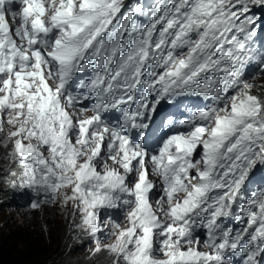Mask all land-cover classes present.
I'll list each match as a JSON object with an SVG mask.
<instances>
[{
  "label": "trees",
  "instance_id": "1",
  "mask_svg": "<svg viewBox=\"0 0 264 264\" xmlns=\"http://www.w3.org/2000/svg\"><path fill=\"white\" fill-rule=\"evenodd\" d=\"M33 216H39V214L35 213L33 214ZM44 216H46V220H48L47 223H50L49 225L51 226L50 236L46 234L43 220L40 217H38V219H34L33 217H31L30 220L32 221H29L28 225L21 224L19 226H16V224H12L10 225L11 227L0 226V264H79V262L72 259V250L74 249V247L73 245H71L72 235L68 231L66 222H63L62 220L59 223H56V217H54L50 212H45ZM31 222L33 224L35 222L34 225L36 227L31 224ZM69 248L72 249L70 250ZM24 254L26 255V257ZM32 258L35 260H33ZM86 264L99 263L95 261L93 263Z\"/></svg>",
  "mask_w": 264,
  "mask_h": 264
},
{
  "label": "rangeland",
  "instance_id": "2",
  "mask_svg": "<svg viewBox=\"0 0 264 264\" xmlns=\"http://www.w3.org/2000/svg\"><path fill=\"white\" fill-rule=\"evenodd\" d=\"M17 126L19 127V124ZM3 129H4L3 130V139H0V154L2 153L4 146L8 144L9 137H10L9 128L4 127ZM12 145H14V144H10V146H12ZM6 158L9 159L10 157L6 156ZM64 196H66V194H64L62 196V198L57 202V206H55L56 208L52 207V208L48 209V211H50L52 213V215L58 219L72 218V211L74 209V204L72 203V201H70V199L67 196L66 197H64ZM63 198H65V199H63ZM0 210H1L0 211V226H9V227H11L10 225H12V224H16V226H19L21 224V221H23L22 219H24L26 222L28 219V215L30 213L26 210L22 211L20 209L14 208V207L11 208V206L8 204L0 207ZM63 211H64V213H62ZM77 247H79V246H77ZM97 247L94 246V247H90L88 249V248L80 245L82 252L77 250V249L75 250V252H81L79 255H77L75 257L77 260L79 259L78 260L79 264H83V263L86 264L87 260H89L91 263H93L94 260L91 257H94L97 254L99 256L102 255L101 252H99L100 249H98L100 247H98V248ZM106 249L107 248L105 247V249L103 250V256L104 255L106 256V254L108 252ZM84 260H86V261H84Z\"/></svg>",
  "mask_w": 264,
  "mask_h": 264
},
{
  "label": "clouds",
  "instance_id": "3",
  "mask_svg": "<svg viewBox=\"0 0 264 264\" xmlns=\"http://www.w3.org/2000/svg\"><path fill=\"white\" fill-rule=\"evenodd\" d=\"M14 147H16V146L14 145ZM7 148L11 149L12 146H8ZM1 155L2 154H0V161L2 159ZM15 185H16V183L12 181V175L9 174L8 169H4L3 167L1 168V166H0V206L2 207L4 205L8 204L11 207L25 211L27 209V207L25 208V206L20 205L21 203L18 201L19 200L18 193H17L16 189L14 188ZM9 195H11V196H9ZM66 196H68V194H66ZM70 201H72V200H70ZM72 203H73V201H72ZM56 204L52 207H55ZM52 207H44V214H45V212H50V211H48V209H50ZM26 211H28V210H26ZM35 213L39 214V216H33V214H35ZM44 214L41 211H35L32 214L29 213L28 219L25 223H23V225H28L31 217H33L34 219H38V217H40L44 223ZM70 219H72V218H63V219L56 218L55 222L59 223L62 220H63V222H66V224L68 226V231H69V233H71L70 222H68ZM21 224H22V222H21ZM44 226H45L46 234L48 236H50L51 226L47 223V220H46V223H44ZM71 235H72L71 243H72L74 249H75V246H80V244L82 245V243L80 242V237L82 238V235L79 231H75L74 236H73V234H71ZM78 243H80V244H78ZM80 253L81 252H76V254L72 255V259L76 260L78 262V260L75 257L77 255H79ZM97 257L100 258V257H102V255L97 256ZM89 263H91V262L89 261Z\"/></svg>",
  "mask_w": 264,
  "mask_h": 264
},
{
  "label": "bare ground",
  "instance_id": "4",
  "mask_svg": "<svg viewBox=\"0 0 264 264\" xmlns=\"http://www.w3.org/2000/svg\"><path fill=\"white\" fill-rule=\"evenodd\" d=\"M238 2V1H237ZM239 13L240 14H242V12L241 11H239ZM261 31H264V26L263 25H255V26H253V27H251V28H249L248 29V31H247V33H255V32H261ZM18 125V124H17ZM4 130V129H3ZM8 137V136H7ZM6 138V137H5ZM5 141V140H4ZM7 156V155H6ZM23 168H25L26 167V165H28V159L27 158H25L24 159V161H21V164H20ZM12 178H14V175H12ZM14 194V193H13ZM12 194V195H13ZM11 196V195H10ZM64 197H66V196H64ZM63 199H65V198H63ZM66 202V201H65ZM70 202V201H69ZM62 203V202H61ZM67 203V202H66ZM69 204V203H68ZM74 204V203H73ZM56 206H57V204H56ZM61 206V205H60ZM62 207V206H61ZM67 207V206H66ZM12 208V207H11ZM54 208H56V207H54ZM58 210V209H57ZM62 213H64V211L62 212ZM71 213V212H70ZM61 215V214H60ZM47 216V215H46ZM59 217V216H58ZM23 221H21L22 222V224L23 223H25V220L24 219H22ZM30 221H32V220H30ZM48 221V220H47ZM31 224H33L32 222H31ZM34 224H35V222H34ZM33 224V225H34ZM50 224V223H49ZM36 225H38V224H36ZM55 225V224H54ZM30 226V225H29ZM35 226V225H34ZM36 227V226H35ZM63 227V226H62ZM66 227V226H65ZM18 229V228H17ZM35 230V229H34ZM100 230V229H99ZM28 232V231H27ZM33 232V231H32ZM51 232H53V231H51ZM64 232V231H63ZM113 232H116V230L115 231H113ZM111 233L110 234V236L113 238L112 239V241L111 242H109V244H111L112 242H113V240H114V238H115V234L114 233ZM34 233V232H33ZM67 233V232H66ZM31 234V233H30ZM122 234V233H121ZM32 235V234H31ZM58 235V234H57ZM100 235L101 234H98V236L100 237ZM46 236V235H45ZM120 236H122V235H120ZM53 237H55V236H53ZM61 237V236H60ZM124 237H125V235H124ZM124 237H119L120 238V240H122V238H124ZM58 238H59V236H58ZM10 239V238H9ZM52 239V238H51ZM57 239V238H56ZM5 240H7V239H5ZM68 240V239H67ZM7 242V241H6ZM37 242V241H36ZM52 242V241H51ZM61 242V241H60ZM58 243V242H57ZM5 244V243H4ZM39 244V243H38ZM44 244V243H43ZM51 245V244H50ZM62 245V244H61ZM72 245V244H71ZM120 245V244H119ZM122 245V244H121ZM59 246V245H58ZM131 246H132V241L130 240V239H126L125 238V240H124V245H123V250L124 251H126V252H130L131 251ZM39 247H41V246H39ZM54 247V246H53ZM97 247V246H96ZM34 248V247H33ZM36 248V247H35ZM61 248V247H60ZM98 248V247H97ZM53 249V248H52ZM62 249V248H61ZM70 249V248H69ZM72 249V248H71ZM70 249V250H71ZM75 249H77V250H79V251H81L82 252V250H81V248H80V246L79 247H77V246H75ZM89 249V248H88ZM99 249V248H98ZM31 250H34V249H31ZM107 250V249H106ZM43 251V250H42ZM50 251V250H49ZM73 251V250H72ZM33 252V251H32ZM62 252V251H61ZM64 252V251H63ZM10 253V252H9ZM73 253V252H72ZM95 254V253H94ZM101 254H102V256H103V250L101 251ZM16 255V254H15ZM21 255V254H20ZM25 255V254H24ZM59 255V254H58ZM3 257V256H2ZM23 257V256H22ZM25 257H26V255H25ZM34 257V256H33ZM46 257V256H45ZM53 257V256H52ZM92 258V257H91ZM106 258L108 259V260H110V258H111V254H109L108 252H107V254H106ZM12 259V258H11ZM13 259H15V258H13ZM21 259V258H20ZM33 259V258H32ZM50 259H51V257H50ZM71 259V258H70ZM85 259V258H84ZM30 260V259H29ZM33 260H35V259H33ZM79 260V259H78ZM38 261V260H37ZM47 261V260H46ZM84 261H86V260H84ZM100 261V260H99ZM30 262H32V261H30ZM55 262V261H54ZM61 262V261H60ZM70 262V261H69ZM59 263V262H58ZM44 264H46V263H44ZM108 264H112V263H108Z\"/></svg>",
  "mask_w": 264,
  "mask_h": 264
}]
</instances>
